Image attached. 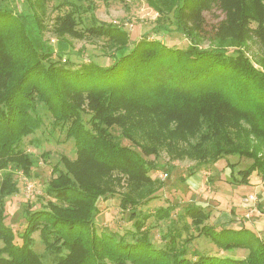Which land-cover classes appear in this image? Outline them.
Instances as JSON below:
<instances>
[{"label": "trees", "instance_id": "16d2710c", "mask_svg": "<svg viewBox=\"0 0 264 264\" xmlns=\"http://www.w3.org/2000/svg\"><path fill=\"white\" fill-rule=\"evenodd\" d=\"M146 1L158 14L154 37L134 40L121 25L97 21L78 29L83 21L70 11L53 29L56 43L42 47L34 27L44 24V0H0V264H264V239L246 224H209L210 212L196 203L181 214L175 203L142 209L165 187L142 154L188 155L201 166L236 155L252 160L236 184H250L253 175L264 180V0ZM214 8L226 17L208 32L204 13ZM172 31L189 43H166ZM86 33L103 41L110 65L92 56L72 61L69 37ZM249 40L259 49L253 58ZM47 116L74 142L76 158L53 165L49 200L26 210L18 242L6 200L19 192L16 171L28 176L36 163L24 142ZM119 192L133 228L100 233L98 199ZM162 221L167 229L157 244L152 230ZM36 233L44 253L35 249ZM200 238L219 253L193 249ZM238 250L245 256L226 253Z\"/></svg>", "mask_w": 264, "mask_h": 264}, {"label": "rangeland", "instance_id": "374dc122", "mask_svg": "<svg viewBox=\"0 0 264 264\" xmlns=\"http://www.w3.org/2000/svg\"><path fill=\"white\" fill-rule=\"evenodd\" d=\"M44 2L43 10L46 11L44 24L38 28L34 27L42 47L48 46L49 43H56L53 29L61 28L59 22L61 13L76 11L74 12L75 19L83 21L82 24L77 23L78 29L89 27L95 21L121 25L130 32V36L134 40L152 33L158 15L146 0H44ZM59 4L62 6L58 7ZM39 14L44 15V13ZM204 15L208 32H212L213 27L226 17V14L217 8L212 11H205ZM91 35L92 33H86L83 38L69 37L73 43L72 61L75 63L86 62L92 56L100 64L110 65L112 59L102 55L103 41ZM164 35L167 36L163 37V40L171 46L184 47L189 43L186 37L176 31ZM150 36L154 37L153 35ZM245 51L251 58L254 57L255 53H259L257 45L251 40H249V46L245 48ZM86 109L88 110L87 106ZM90 117L91 114L86 111L83 112V120L88 127H90ZM50 121L52 122L51 117L47 116L46 124L36 134L26 138L24 147L32 154L36 163L28 176L23 172L16 171L14 178L18 182L19 192L6 200V222L14 229L18 242H21L20 233L25 225L26 210L32 207H44L49 200L45 189L52 177L53 165L63 156L76 158L74 142L66 138L65 131L53 129ZM112 132L116 136L120 135V129H112ZM119 139L123 145L132 146L129 140L123 137H119ZM142 155L147 161L158 166V169L149 173L152 179L162 180L165 184V187L159 191L158 197L147 206L142 207L143 211L152 213L159 207L175 203L178 214H181L184 209L183 206L188 203H196L204 206L210 212L209 224L221 225L218 223L220 218L216 216L215 212L219 213L223 209L228 212L232 210L236 213L235 215L240 217V219L236 216L232 217L229 224L236 225L237 222L243 224L241 222L243 221L244 225L246 224L256 231L259 230L255 227L254 221L258 222L261 227L264 226V180L253 175L250 184H236L241 179L239 171L249 167L252 160L229 155L214 164L201 166L197 161L190 159L188 155L176 161L170 160L164 151L158 156L155 154ZM165 173H168V176H163ZM1 177L2 173H0V180ZM122 189L123 187L117 191L122 192ZM126 189L128 191L129 188L126 187ZM120 192L98 199V215L95 225L100 233L106 230L110 233L115 232L124 235L127 230L133 228L130 212L121 210ZM250 194H255L256 200H250ZM252 208L254 212L250 217H247ZM166 224V221H162L160 227H155L152 230L153 240L157 244H161V231L167 229ZM262 233H264V229L259 232V235L264 239ZM35 238V249L39 253H44V245L39 233L35 234ZM198 241L200 242H194L192 245L193 249H200L201 252L210 250V253L214 255L219 253L218 247L211 244L207 239L200 238ZM0 246H2L1 242ZM226 253L239 257L246 254L243 250ZM126 264L135 263L127 262Z\"/></svg>", "mask_w": 264, "mask_h": 264}, {"label": "crops", "instance_id": "0c3cea01", "mask_svg": "<svg viewBox=\"0 0 264 264\" xmlns=\"http://www.w3.org/2000/svg\"><path fill=\"white\" fill-rule=\"evenodd\" d=\"M225 211H226V210H225ZM225 211L222 209L219 213H216V212H215L216 216H218V217L220 218V221H218V223H227V222H229V221L231 220V218L234 217V216H236L237 218L240 219L239 216L235 215L236 213H235L234 211H232V210H231V212H228V211L225 212ZM227 212H228V213H227ZM240 221H241V220H240ZM241 222H242L243 224L237 222L236 225H237V226H242V225H244V222H243V221H241ZM253 223H254L255 227H257V229L259 230V231H256V230L254 229L256 232L259 233V232H261V230L264 229V226L261 227V225H259L258 222L254 221ZM248 227H250V226H248ZM250 228L253 229L252 227H250ZM262 234H264V233H262Z\"/></svg>", "mask_w": 264, "mask_h": 264}, {"label": "built area", "instance_id": "2783aa9c", "mask_svg": "<svg viewBox=\"0 0 264 264\" xmlns=\"http://www.w3.org/2000/svg\"><path fill=\"white\" fill-rule=\"evenodd\" d=\"M163 176L166 177L167 174L165 173ZM249 199L250 200H256V195L255 194H250ZM253 212H254V209L253 208L250 209L249 212H248V214H247V217H250Z\"/></svg>", "mask_w": 264, "mask_h": 264}]
</instances>
